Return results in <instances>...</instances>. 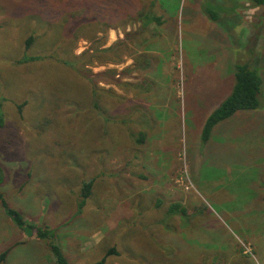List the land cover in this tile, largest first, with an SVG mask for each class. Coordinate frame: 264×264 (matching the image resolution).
Instances as JSON below:
<instances>
[{
	"label": "rangeland",
	"instance_id": "obj_1",
	"mask_svg": "<svg viewBox=\"0 0 264 264\" xmlns=\"http://www.w3.org/2000/svg\"><path fill=\"white\" fill-rule=\"evenodd\" d=\"M237 1L231 41L205 0H0V194L70 264H264V85L202 143L234 64L264 81V7ZM49 241L0 205V264H56Z\"/></svg>",
	"mask_w": 264,
	"mask_h": 264
},
{
	"label": "trees",
	"instance_id": "obj_2",
	"mask_svg": "<svg viewBox=\"0 0 264 264\" xmlns=\"http://www.w3.org/2000/svg\"><path fill=\"white\" fill-rule=\"evenodd\" d=\"M254 4L255 7H264V0H248ZM234 3L233 8L224 7L219 3H216L215 0H205L202 5V10L208 18L216 23L220 28L224 30V32L234 40V31L236 30L237 25H239V16L236 14V10L239 7L237 0H232ZM113 13H117L116 11ZM148 18V16H146ZM264 15L260 20L263 22ZM235 20L232 26L225 28L223 26V21ZM151 23L156 22L161 24V19L158 16H153L150 19ZM148 24V23H147ZM232 28L231 30H227ZM33 43V39H30L27 42V47L30 48ZM40 60V57H26L25 62L29 61H37ZM234 85L231 90L229 96L209 115L207 118L205 125L202 131V143L205 145L210 140L213 131L221 125L223 122L231 120L240 112H250L256 111L261 108V94L263 90L264 81L259 72V70L252 66L249 62L246 63H235L232 69ZM97 78L101 76L96 75ZM113 83L117 86H122L118 80H114ZM0 92H1V82H0ZM4 101H6L0 94V128L4 125L5 114H4ZM138 144L144 143V136L141 135L140 138L137 139ZM3 182V169L0 166V185ZM93 182H88L83 185L81 192V202L79 204L80 210L85 206L87 200L92 195ZM0 205L5 210L6 214L14 221L16 226L21 230L29 228L33 230V233L40 240H50L49 241V249L52 253L56 264H70L68 259L65 257L62 249L59 245L54 242L55 235L52 231H45L41 228L35 227L33 225L28 224L24 216L15 209H12L7 200L4 199L2 194H0ZM169 214L171 215H181L184 216L187 214V210L183 208L179 204H174L169 208ZM116 253V250H111L109 254ZM105 260L96 264H103Z\"/></svg>",
	"mask_w": 264,
	"mask_h": 264
},
{
	"label": "crops",
	"instance_id": "obj_3",
	"mask_svg": "<svg viewBox=\"0 0 264 264\" xmlns=\"http://www.w3.org/2000/svg\"><path fill=\"white\" fill-rule=\"evenodd\" d=\"M207 120V119H206Z\"/></svg>",
	"mask_w": 264,
	"mask_h": 264
}]
</instances>
